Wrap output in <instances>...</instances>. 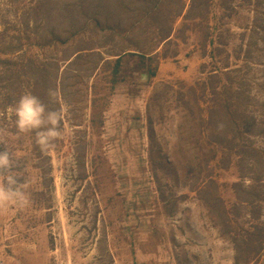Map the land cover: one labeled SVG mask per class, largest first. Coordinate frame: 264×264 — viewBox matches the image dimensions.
<instances>
[{
    "label": "rangeland",
    "instance_id": "374dc122",
    "mask_svg": "<svg viewBox=\"0 0 264 264\" xmlns=\"http://www.w3.org/2000/svg\"><path fill=\"white\" fill-rule=\"evenodd\" d=\"M5 151L0 264H264V0H0Z\"/></svg>",
    "mask_w": 264,
    "mask_h": 264
},
{
    "label": "clouds",
    "instance_id": "9594fccd",
    "mask_svg": "<svg viewBox=\"0 0 264 264\" xmlns=\"http://www.w3.org/2000/svg\"><path fill=\"white\" fill-rule=\"evenodd\" d=\"M6 113L12 118L18 132L34 133L35 142L42 150L50 149L52 141L58 136L57 126L62 118L61 112L46 111L44 104L30 92L22 93L6 109ZM0 169L4 170L3 175H0V198L22 200V193L15 179L18 173L12 169V160L7 151L0 152Z\"/></svg>",
    "mask_w": 264,
    "mask_h": 264
},
{
    "label": "trees",
    "instance_id": "16d2710c",
    "mask_svg": "<svg viewBox=\"0 0 264 264\" xmlns=\"http://www.w3.org/2000/svg\"><path fill=\"white\" fill-rule=\"evenodd\" d=\"M117 64H118V61L116 62ZM1 96H3L4 97V99H8V100H12V98H11V96H12V93H8V94H1ZM254 190H256V189H254ZM247 242V240L246 241H244V243H246ZM235 260H236V258H235Z\"/></svg>",
    "mask_w": 264,
    "mask_h": 264
}]
</instances>
